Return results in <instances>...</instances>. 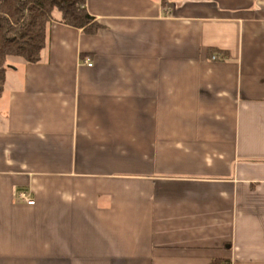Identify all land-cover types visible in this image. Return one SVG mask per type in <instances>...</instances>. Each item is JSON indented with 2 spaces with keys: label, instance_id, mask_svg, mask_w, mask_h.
<instances>
[{
  "label": "crops",
  "instance_id": "1",
  "mask_svg": "<svg viewBox=\"0 0 264 264\" xmlns=\"http://www.w3.org/2000/svg\"><path fill=\"white\" fill-rule=\"evenodd\" d=\"M85 1L6 61L0 264H264V0Z\"/></svg>",
  "mask_w": 264,
  "mask_h": 264
},
{
  "label": "trees",
  "instance_id": "2",
  "mask_svg": "<svg viewBox=\"0 0 264 264\" xmlns=\"http://www.w3.org/2000/svg\"><path fill=\"white\" fill-rule=\"evenodd\" d=\"M85 3V0H0V97L7 58H21L28 64L39 62L45 47L46 27L54 11L66 26L90 34L99 29Z\"/></svg>",
  "mask_w": 264,
  "mask_h": 264
},
{
  "label": "built area",
  "instance_id": "3",
  "mask_svg": "<svg viewBox=\"0 0 264 264\" xmlns=\"http://www.w3.org/2000/svg\"><path fill=\"white\" fill-rule=\"evenodd\" d=\"M212 59L214 60L216 59V57H213ZM84 63L86 64V66L91 67V62L89 60H85ZM15 197L19 202L32 204V198L23 192L15 194Z\"/></svg>",
  "mask_w": 264,
  "mask_h": 264
}]
</instances>
